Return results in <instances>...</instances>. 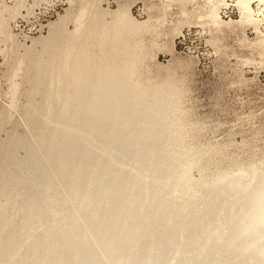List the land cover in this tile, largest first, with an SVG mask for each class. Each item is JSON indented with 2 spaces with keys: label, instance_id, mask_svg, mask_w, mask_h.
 Here are the masks:
<instances>
[{
  "label": "bare ground",
  "instance_id": "obj_1",
  "mask_svg": "<svg viewBox=\"0 0 264 264\" xmlns=\"http://www.w3.org/2000/svg\"><path fill=\"white\" fill-rule=\"evenodd\" d=\"M15 1L0 7L13 54L0 130L14 120L11 107L22 111L0 141V264H264V157L192 176L209 158L185 141L174 76L154 87L134 80L122 39L143 24L129 8L106 21L97 0H81L49 24L59 29L40 38L42 49L34 39L19 54L5 13L31 10ZM253 1L264 2L237 6L240 21L256 26ZM222 2L206 17L229 26Z\"/></svg>",
  "mask_w": 264,
  "mask_h": 264
},
{
  "label": "rangeland",
  "instance_id": "obj_2",
  "mask_svg": "<svg viewBox=\"0 0 264 264\" xmlns=\"http://www.w3.org/2000/svg\"><path fill=\"white\" fill-rule=\"evenodd\" d=\"M217 1L97 0L95 8L109 21L113 12L127 6L143 24L139 31L127 33L122 39L133 51L138 71L134 80L153 87L171 76L177 81L178 120L184 124L185 141L201 148L209 158L203 170H192L195 179L215 177L218 171L264 157V57L259 45V37L264 40V2H252L258 22L256 32V26L240 21L237 0H223L225 3L219 6L222 19L231 22L229 26L209 23L207 13ZM15 2L0 0V7H12ZM24 2L29 13L25 8L15 16L5 13L18 44L14 52L19 54L35 40V49H42L41 39L59 29L56 25L52 30L49 24L58 21L67 9L75 12L81 0ZM74 26L72 20L65 25L69 31ZM135 41L141 45L135 47ZM12 56L0 35V112L11 105L8 75ZM22 76L23 72L18 73V83ZM28 87L26 83L20 86L21 106L27 102ZM13 109L14 120L0 130V141L21 118L22 111ZM18 153L22 157L25 151L19 149Z\"/></svg>",
  "mask_w": 264,
  "mask_h": 264
}]
</instances>
